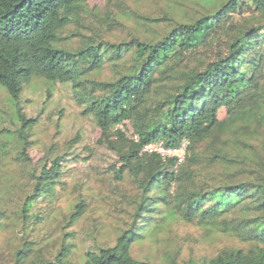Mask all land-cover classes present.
Returning <instances> with one entry per match:
<instances>
[{"label": "trees", "instance_id": "obj_1", "mask_svg": "<svg viewBox=\"0 0 264 264\" xmlns=\"http://www.w3.org/2000/svg\"><path fill=\"white\" fill-rule=\"evenodd\" d=\"M90 1L0 0V87L11 98L15 127L5 130L29 163L32 184L15 211L23 241L13 259L1 264H154L135 258L133 245L174 220L233 236L239 244L211 257L170 256L164 264H264V170L229 158L213 142L232 132L229 143L239 144L243 116L264 123V21L234 20L246 13L264 18V0H172L197 7L185 19L146 17L166 23L164 32L120 41L105 35L106 28L124 27L122 17L107 4V19L99 27L91 19L98 14ZM221 33L227 37L224 50L202 68L189 66V59ZM106 66L114 75L101 79ZM35 78L46 82L48 97L56 85H70L82 114L92 116L101 130L98 142L117 155L116 179L129 177L138 191L129 226L115 244L87 248L81 263L73 260L72 243L63 239L47 254L31 238L44 215L29 211L54 198L68 175L67 152L48 150L37 163L29 156L39 118L27 117L22 94ZM152 143L165 149L186 144L184 159L145 151ZM86 211L81 198L67 216L69 225ZM5 212L0 208V228L9 218Z\"/></svg>", "mask_w": 264, "mask_h": 264}, {"label": "rangeland", "instance_id": "obj_2", "mask_svg": "<svg viewBox=\"0 0 264 264\" xmlns=\"http://www.w3.org/2000/svg\"><path fill=\"white\" fill-rule=\"evenodd\" d=\"M90 3L96 8L95 14H98L91 19L99 27L101 20L107 19V4L109 9L122 17L124 27L112 31L106 28L105 36L111 41L130 39L132 34L141 38L154 37L163 33L167 24L162 21L151 22L146 17L168 14L185 19L183 16L197 7L190 1H183L186 4L179 5L172 0H91ZM234 20L245 25L248 21L258 24L264 18L246 13L237 15ZM226 38L222 33L214 36L210 46L202 48L189 59V66L202 68L207 61L218 56L224 50ZM113 75L112 68L106 66L100 78L109 79ZM47 86L43 79L35 78L22 94L23 111L27 117L39 118L30 136L34 144L29 156L37 163L48 150L54 155L67 152L64 169L68 175L65 177L66 183L57 188L54 198L36 203L29 211L31 214L40 211L39 215L43 214L44 219L33 232L31 227L27 231L31 232V238L36 240L38 248L47 254L56 252L63 239L72 243L73 260L81 263L87 248L115 244L119 234L129 226L135 211L133 200L138 191L129 177L122 181L116 179L113 167L117 155L98 142L101 130L92 116L82 114L83 107L73 98L70 85H56L50 97L47 95ZM12 115L11 98L0 87V208L6 210L9 216L0 228V264L11 261L23 241L20 223H15V211L22 204L25 193L32 188L28 176L30 165L21 160L17 141L10 140V134L5 130L15 128L11 121ZM220 118H227L225 110L221 111ZM239 126V144L229 143L235 135L228 132L222 135V140L216 138L213 141L217 144L216 148L229 158L245 160L252 167L264 170V123H256L250 114L242 117ZM131 132L129 130L128 135ZM81 198L86 200L87 211L71 226L67 216ZM69 232L71 234L67 236ZM238 244V239L233 236L174 220L156 235L134 244L132 254L138 259L164 264L170 256L177 255L179 261L211 257L223 247Z\"/></svg>", "mask_w": 264, "mask_h": 264}, {"label": "built area", "instance_id": "obj_3", "mask_svg": "<svg viewBox=\"0 0 264 264\" xmlns=\"http://www.w3.org/2000/svg\"><path fill=\"white\" fill-rule=\"evenodd\" d=\"M185 149H186V144H183V146L180 149H165L161 143H152L149 144L145 147V151H156L164 156H179V161H182L184 159L185 155Z\"/></svg>", "mask_w": 264, "mask_h": 264}]
</instances>
